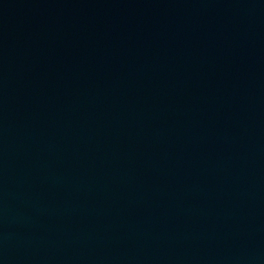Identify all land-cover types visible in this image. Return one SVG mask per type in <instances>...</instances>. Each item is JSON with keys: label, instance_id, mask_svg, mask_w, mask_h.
<instances>
[{"label": "water", "instance_id": "water-1", "mask_svg": "<svg viewBox=\"0 0 264 264\" xmlns=\"http://www.w3.org/2000/svg\"><path fill=\"white\" fill-rule=\"evenodd\" d=\"M0 264H264V0H0Z\"/></svg>", "mask_w": 264, "mask_h": 264}]
</instances>
